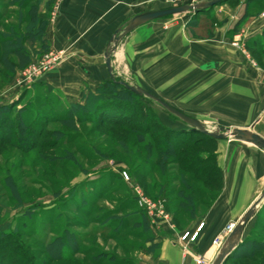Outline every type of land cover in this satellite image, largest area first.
Returning <instances> with one entry per match:
<instances>
[{"label":"rangeland","instance_id":"rangeland-1","mask_svg":"<svg viewBox=\"0 0 264 264\" xmlns=\"http://www.w3.org/2000/svg\"><path fill=\"white\" fill-rule=\"evenodd\" d=\"M240 1L234 0L230 5L235 7ZM19 3L0 0V34L12 35L20 29L25 32L31 13L41 11L40 7L23 8L26 23L21 25ZM193 14L161 19L190 17L192 21ZM208 14L217 24L225 19L216 12ZM187 27L193 36L198 35L200 30L196 33L195 27ZM258 45L263 47L264 41L259 40ZM27 48L31 57L24 65L19 66V57L10 54L17 67L12 79L0 84V110H9L5 124L0 120V229L8 225L0 232V264H141L148 236L140 209L150 225L152 218L156 222L168 216V211L173 216L177 208L168 207L167 202L178 198L182 176L187 175L182 170L185 164L178 166L174 155L159 153L164 142L158 135L166 133L164 126L181 129L189 125L145 96L138 99L139 105L126 102V109L137 111L139 107L143 112L133 124L102 123L103 120L94 119V113L76 110L74 105L81 102H64L60 91L45 82L46 76L65 60L66 50L42 48L36 52L30 44ZM253 49L251 56L264 66V53L254 55ZM51 50L64 51L60 63L40 81L19 88L24 72ZM4 52L0 44V70L8 72L11 63L4 59ZM24 109L27 112L22 128L17 112ZM155 119L162 123L161 127ZM122 120L125 119H118ZM136 125L151 128L145 135L154 143L152 150L146 144L138 145ZM201 138L195 134L189 143L181 144L178 157L206 159L204 175L215 177L217 173L210 162L211 143L207 139L199 142ZM196 167L201 169L200 164ZM191 174L195 180L187 178L199 192L195 197L209 200L211 196L203 191L217 189L218 184L195 172ZM138 192L155 204L154 217H149L146 205L140 204ZM183 217L186 218L184 214ZM254 218L247 235L256 230L254 237L260 240L264 237V212L258 211ZM182 248L186 251L184 245ZM187 248L190 249L188 245ZM67 256L71 259L66 260ZM231 263L264 264V249Z\"/></svg>","mask_w":264,"mask_h":264},{"label":"crops","instance_id":"crops-1","mask_svg":"<svg viewBox=\"0 0 264 264\" xmlns=\"http://www.w3.org/2000/svg\"><path fill=\"white\" fill-rule=\"evenodd\" d=\"M41 1L40 10L48 15L44 50L67 53L45 82L60 91L64 102L76 103L111 78L105 57L109 41L132 17L203 0ZM233 1L212 7L225 19L211 37L193 36L187 27L190 17L157 19L134 29L113 53L114 74L188 116L214 127L251 129L264 138V66L251 56L250 46L264 33V0H241L232 7ZM31 47L36 52L43 48L39 42ZM215 153L222 172L215 199L186 223L177 224L168 209V216L148 223L152 238L141 264H199L198 254L211 264L219 250L214 240L226 238L229 227L264 191V150L237 139H217ZM201 224L196 240L188 243L190 250L184 251L179 238Z\"/></svg>","mask_w":264,"mask_h":264},{"label":"trees","instance_id":"trees-1","mask_svg":"<svg viewBox=\"0 0 264 264\" xmlns=\"http://www.w3.org/2000/svg\"><path fill=\"white\" fill-rule=\"evenodd\" d=\"M20 3L19 7V17H20V24H25V18L24 15L21 13V10L26 7H33L38 8L39 7V1L40 0H18ZM231 1V0H226ZM249 2H252L254 4H259L262 2V0H248ZM213 8H209L203 11H200L198 13H194V19L192 21H189L188 25L191 27H195L196 33L197 30H200L198 35L199 37L208 36L211 37L214 35V30L216 26L218 25L216 22H214L211 17L209 16V12H212ZM203 14V15H201ZM32 20L31 22L27 23L29 26V29H25V32L22 31V29L19 30V32H15L14 34H0V44L5 49L4 54H1V56L4 55V59H7V62H10V67L8 66V72H4L3 70H0V84H6L12 79L13 70L17 67V63H15V60L9 58L10 54H14L17 57H19V66L24 65L25 62H27L30 57L31 53L30 50L27 48V44L34 45L36 42H39L43 48H45V37H46V27L48 22V15L42 13L41 11L37 10L35 13H31ZM170 17V16H169ZM40 20V21H38ZM202 20V23H199V21ZM204 34H203V32ZM9 32H12V29L10 28ZM195 32V30H194ZM259 40L264 41V33L257 39H254L251 43V50L253 49L252 53L255 54H261L264 53V45L263 47L258 45ZM7 64V63H6ZM9 64V63H8ZM262 64V63H261ZM26 92V91H25ZM144 96L138 95L135 92L128 89L125 85H123L120 82V79L117 77L110 78L105 80L93 93H89L84 97L83 101L81 103H77V105H74L76 110H85L91 113H94L95 118L98 120H103L102 123L108 122L113 125L118 126H126L121 125L123 123H129L133 124V120L139 115V113H143L140 108L138 107L137 111L135 109H126V103L127 101L134 104L136 102L138 104V99L143 98ZM6 111V112H5ZM8 109H4L3 107L0 110V120L2 124H5V122L8 119ZM27 109H24L22 111H18L17 117L19 119V122L22 126V128H25L23 126V120H24V114H26ZM174 115V114H173ZM176 116V115H174ZM177 117V116H176ZM150 118V117H149ZM157 118V117H156ZM178 118V117H177ZM112 119V120H110ZM118 119H125L122 121H118ZM114 120V121H113ZM156 120V119H155ZM157 121V120H156ZM113 122V123H112ZM162 124V123H161ZM160 123H156L157 126L161 127ZM135 127L137 129L136 131V139L138 142V145L140 144H146L147 148L152 150L154 143L151 141H148L145 133L150 132V127H143V125H136ZM164 126V125H163ZM166 129V133L164 135H158L159 137H162L161 139L164 142V147L161 149L162 151H159L161 154H172L174 155V160L177 161V165L185 164L184 173L186 172V176H182L181 182H182V189L179 192L178 198L175 200H172L170 202H167L168 207L173 206L177 208V211L173 213V219L177 224H183L186 223V221L190 218H193L197 215L198 211L205 207L209 206L213 200L215 199V196L220 191V185L222 183V172L220 167L217 164L216 160V153L215 148L217 145V139L206 135L204 133L194 131L191 127L181 128V129H173L170 126H164ZM149 130V131H148ZM195 134H200L202 136L201 139L198 141H202L203 139H207L208 142L211 144L209 145L212 149L211 151V164L214 167V170L216 171L217 175L215 177H211L209 175H204L206 169L207 161L206 159L202 158H195V159H182L179 158L180 156V149H182V145H186L188 142V139L194 136ZM157 133H154V136L156 137ZM179 139L178 142L175 140ZM214 146V149H213ZM189 161V162H188ZM200 164L201 169L198 170L196 165ZM192 172L196 173L197 175L204 176L208 181L216 182L218 184L217 189H210L209 191L204 190V193L209 194L211 197L209 200L204 199H198L195 197L196 193H199L196 186H193L191 183V180L187 178V176H191L192 178ZM192 180H195V177L192 178ZM222 186V185H221ZM206 187V186H205ZM200 191V190H199ZM141 214L145 221V233L148 236L147 242L152 238L150 229L148 226V222L145 218L144 212L140 209ZM264 212V205L259 210V214H262ZM183 214L186 218L183 217ZM259 225L258 223L255 225ZM7 224L3 225L0 229L1 231H4L7 228ZM256 230H251L250 235H247L237 250L231 255V257L228 260H231L232 262L236 261L238 258L247 257L253 255L258 250L264 249V237H261L260 240L256 237H254L256 234ZM251 248V249H250ZM60 250V249H59ZM68 257V256H67ZM62 258V256H61ZM65 258V256H64ZM71 259V257H68L66 260ZM227 260V261H228Z\"/></svg>","mask_w":264,"mask_h":264},{"label":"water","instance_id":"water-1","mask_svg":"<svg viewBox=\"0 0 264 264\" xmlns=\"http://www.w3.org/2000/svg\"><path fill=\"white\" fill-rule=\"evenodd\" d=\"M223 1L225 0H203L194 4H185V5L163 8L159 10L145 11L132 17L126 23V25H124V27H121L116 31L115 35L109 41V45L105 53V57L111 78L115 77L114 69L112 65L113 53L117 50L120 41L131 31H133L134 29L138 28L143 24L164 17L189 13V12L198 13L200 11L212 8ZM120 82L123 85H125L128 89L135 92L136 94L148 97L158 102L170 113L176 115L186 124H188L194 131L204 133L216 139H237V140L249 142L257 146L258 148L264 150V138L251 129H241V128L230 129L225 127H212L197 118L186 115L185 113L181 112L172 105L163 101L158 96L148 92L147 90L143 89L140 86L131 85L124 81H120ZM263 204H264V191L254 200V202L244 212L241 218L235 223L230 233L225 238L223 244L219 248L211 264H224L231 257V255L237 250V248L243 241L244 238L243 236L246 226L251 221V219L256 215V213L259 211V208Z\"/></svg>","mask_w":264,"mask_h":264},{"label":"built area","instance_id":"built-area-1","mask_svg":"<svg viewBox=\"0 0 264 264\" xmlns=\"http://www.w3.org/2000/svg\"><path fill=\"white\" fill-rule=\"evenodd\" d=\"M262 16H264V13L262 14ZM237 42L238 41H235L234 44L237 45ZM63 54H64V51H52V50L49 53L45 54L38 64L37 63L33 64L24 72L23 77L18 83V87L22 88V87L30 86L33 83L40 81L46 73L51 71L53 68H55L60 63V61L62 60L64 56ZM138 195L140 197V201H139L140 204L146 205L145 207L147 208L149 217L151 218L154 217L153 207H155V204L149 201L148 199H145L143 196H141V193L138 192ZM154 222L155 221H153V218H152V223ZM233 226L234 225H231L229 227V231H231ZM202 227H203V224L199 226L196 232L191 233L190 231H187L181 235L179 241L180 243H182V245H184L186 251L190 250L187 248L188 243L196 240L198 236V232L199 230L202 229ZM224 240H225L224 237L217 238L214 241V244L216 245L217 248H220ZM195 260L201 264H210L208 259L203 255L196 256Z\"/></svg>","mask_w":264,"mask_h":264}]
</instances>
